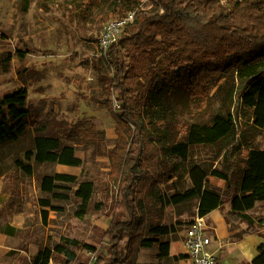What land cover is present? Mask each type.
I'll return each instance as SVG.
<instances>
[{"label":"rangeland","instance_id":"rangeland-1","mask_svg":"<svg viewBox=\"0 0 264 264\" xmlns=\"http://www.w3.org/2000/svg\"><path fill=\"white\" fill-rule=\"evenodd\" d=\"M123 12L115 8V0H0V100L26 87L31 111L30 132L18 142L0 148V264H33L40 250H54L65 239L94 246L96 264H105L112 256L108 232L114 215H120L124 221L128 216L116 198L119 185L112 177L109 157L117 142V130L134 128L128 123L119 124L109 107L100 102L107 95L99 68L105 69L102 38ZM126 56L125 49H121V60L126 61ZM240 91L235 68L231 67L200 93L184 88L176 80L150 93L147 104L140 108L139 120L153 144L162 150L163 164L170 169L150 190L144 191L149 190L144 193L143 203L148 205V201L155 209L159 206H155L153 197L164 204L165 198L190 189L194 167L222 171L234 178L247 150H264V130L253 127L250 114L242 109ZM107 99L115 102L113 94ZM223 110H231L236 117L231 138L218 145L193 146L185 160L166 153L174 142L186 141L182 135L192 124L208 123ZM42 125L52 133H62L64 144L73 146L82 160L80 167L38 165L33 159L26 160L25 154L33 148L36 130ZM88 125L98 133L95 140L85 137ZM16 160L33 165V175L18 169ZM56 173L94 183L92 210L83 218L76 215L78 202L73 194L77 186L65 185V192L70 194L67 201L54 200L41 189L42 178ZM209 187L222 195V211L230 212L232 189L228 191L226 183L217 178L210 180ZM41 200H50L57 210L43 207ZM198 203V199H193L178 206L165 205L162 218H157L156 211L149 214L147 209L151 220L174 226V233L161 238L171 243V257L160 259L158 249H142L137 264H175L174 256L179 253L187 228L198 215ZM248 213L255 220L256 231L264 235V202H258ZM230 231L235 239L242 238L244 233L252 234L245 223H233ZM126 242L127 238L119 247L123 248ZM215 245L209 251L216 249ZM247 251L238 246L229 249L231 264L241 260L247 264ZM89 253L77 248L73 264H87ZM50 264H65L64 255L55 253Z\"/></svg>","mask_w":264,"mask_h":264},{"label":"trees","instance_id":"trees-1","mask_svg":"<svg viewBox=\"0 0 264 264\" xmlns=\"http://www.w3.org/2000/svg\"><path fill=\"white\" fill-rule=\"evenodd\" d=\"M116 7L125 11L122 17L137 8L138 3L115 0ZM138 15L105 52V69L99 68L107 95L100 102L109 107L119 124L128 123L134 128V131L122 127L117 130V142L109 157L112 177L119 185L116 198L125 207L128 220L114 215L108 232L112 256L105 264H137L142 249H158L160 259L171 257V243L161 238L174 233V226L151 220L146 210L149 214L156 211L157 218H162L165 205L178 206L198 199L197 216L204 218L212 209L224 204L222 195L209 187L214 178L225 182L228 191L232 189L234 193L230 199L231 211L226 216L228 223H245L250 233L263 239L252 264H264V235L256 231L255 220L248 213L258 202H264V150H247L234 178L222 171L209 172L194 167L191 171L193 186L187 191L165 198L164 204L150 192L155 206L160 207L153 209L150 202L143 203L144 193L170 168L163 164L162 150L153 144L139 120L140 108L150 93L165 84L176 80L184 88L200 93L211 81L234 67L235 78L241 86L242 109L250 114L255 129L264 130V0H155L149 11ZM121 49L127 52L126 61L120 58ZM111 94L115 102L107 99ZM28 97V89L21 87L0 100V148L6 143L18 142L30 132ZM235 130L234 113L223 110L208 123L192 124L182 135L186 141H176L165 151L185 160L191 147L221 144L231 138ZM84 133L91 140L98 135L90 125ZM25 158L33 159L38 165L73 168L82 165L76 149L64 144L62 133H52L46 125L37 128L33 148L26 152ZM15 165L28 176L34 173L33 165L22 160H16ZM65 185L77 186L73 194L78 202L76 215L83 218L92 210L94 183L80 182L77 176L66 173L45 175L41 181V189L59 201L70 199ZM146 189L149 190L144 192ZM41 203L43 207L57 210L50 200H41ZM95 208L100 210L101 206ZM43 214L47 220L48 211ZM125 238L127 242L120 248ZM79 247L93 253L97 251L94 246L65 239L54 250H40L33 264H50L55 253L64 255L65 264H73ZM174 258L178 261L187 257L180 254Z\"/></svg>","mask_w":264,"mask_h":264},{"label":"built area","instance_id":"built-area-1","mask_svg":"<svg viewBox=\"0 0 264 264\" xmlns=\"http://www.w3.org/2000/svg\"><path fill=\"white\" fill-rule=\"evenodd\" d=\"M133 1L138 3V7L126 12L118 21L111 24L103 36L101 47L104 53L113 43L120 39V37L116 38L117 35L120 33L121 36L122 30L136 21L139 12L149 11V6L152 4V8L155 2V0ZM161 13H163V10H161ZM115 107L118 108V104H115ZM212 242L213 235L210 228L206 225L204 218L197 216L187 228L185 238L182 242L185 256L191 261V264H217V258L207 251ZM89 257L87 264H96L98 260L96 253L90 252Z\"/></svg>","mask_w":264,"mask_h":264},{"label":"crops","instance_id":"crops-1","mask_svg":"<svg viewBox=\"0 0 264 264\" xmlns=\"http://www.w3.org/2000/svg\"><path fill=\"white\" fill-rule=\"evenodd\" d=\"M229 212L222 211L221 207L217 209H212L205 217L204 221L208 228H210L211 233L213 235V243H216V249L209 251L208 253L215 256L218 259V264H231L229 260V249L233 246H238L240 249H244L245 247L248 251L245 253V256L248 257L247 264H252L254 258L258 255L257 248L263 242V239L258 235L244 233L242 238L235 239L230 231L233 223H228L226 219V214ZM184 253L183 246L181 243L179 253L180 255ZM173 256V255H172ZM242 261V260H241ZM237 262L236 264H242V262ZM175 264H191V261L186 258L182 260H178Z\"/></svg>","mask_w":264,"mask_h":264}]
</instances>
